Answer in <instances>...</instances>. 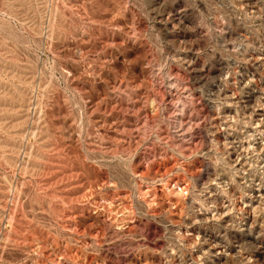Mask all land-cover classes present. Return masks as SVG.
<instances>
[{"label":"rangeland","instance_id":"obj_1","mask_svg":"<svg viewBox=\"0 0 264 264\" xmlns=\"http://www.w3.org/2000/svg\"><path fill=\"white\" fill-rule=\"evenodd\" d=\"M253 104L264 0H0V264H264Z\"/></svg>","mask_w":264,"mask_h":264},{"label":"bare ground","instance_id":"obj_2","mask_svg":"<svg viewBox=\"0 0 264 264\" xmlns=\"http://www.w3.org/2000/svg\"><path fill=\"white\" fill-rule=\"evenodd\" d=\"M250 3H255V2H250ZM255 5V4H254ZM254 8V6H253ZM261 53V52H260ZM246 87V85H244ZM243 86V87H244ZM242 88V87H241ZM227 92V91H226ZM223 93V92H222ZM242 94V93H241ZM221 95V93H220ZM223 96V95H222ZM232 96V95H231ZM254 96V99H255V95H254V91H250L249 94H246L245 95L243 94L241 97L242 99L244 97H253ZM224 98V97H223ZM230 98L229 96H226L225 94V99L226 101H230ZM259 98V97H258ZM262 98V97H261ZM234 99V97H233ZM240 99V98H239ZM228 101V102H229ZM239 101V100H238ZM255 102V101H254ZM253 102V103H254ZM242 103V102H241ZM245 103V102H244ZM240 105V104H239ZM251 105V104H250ZM243 106V105H242ZM262 106V105H261ZM251 107V106H250ZM264 107V105H263ZM246 109V108H245ZM250 112V110H249ZM252 112V113H251ZM251 115L252 117L249 118V119H252L253 123H254V126L252 127V131L253 133L251 132V135L253 137H255L253 139V141L251 142H248L247 143V146H245V143L243 140H241V136L239 137L237 134H229L228 136V147L229 149H231V154H238L237 156V159L240 160V158L242 157V151L244 149H247L248 146H252L251 144H253V148L254 150H257L258 148H263L264 147V143L262 142V140H260L259 137H257L258 135H263L264 133V110H259V109H256L255 108V104H253V108H252V111H251ZM249 113V114H250ZM246 114V113H245ZM248 114V116L250 117V115ZM262 117V118H258V117ZM250 121V120H249ZM252 123V124H253ZM250 124V123H248ZM252 124H250L252 126ZM256 124V125H255ZM247 134V133H246ZM250 135V133H248ZM259 150V149H258ZM261 151L263 149H260ZM264 151V150H263ZM258 152V151H257ZM260 153V152H258ZM261 154V153H260ZM236 164H237V160L235 161ZM239 163V161H238ZM256 190H259L258 188ZM253 199V198H252ZM260 203V202H259ZM242 229V227H241ZM245 230V228L243 229ZM221 239V238H220ZM219 239V240H220ZM205 241V240H204ZM207 241V240H206ZM226 248L224 247V245L222 243H220L219 241L217 240H209V242L206 244V247H205V250H204V253H206L209 257H211V259H213L212 261H217V264L221 263L220 260H222V258H224L225 255H227L225 252H226Z\"/></svg>","mask_w":264,"mask_h":264}]
</instances>
